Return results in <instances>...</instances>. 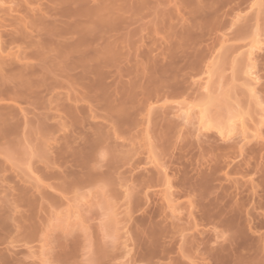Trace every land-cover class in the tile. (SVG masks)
I'll use <instances>...</instances> for the list:
<instances>
[{
    "label": "rangeland",
    "instance_id": "374dc122",
    "mask_svg": "<svg viewBox=\"0 0 264 264\" xmlns=\"http://www.w3.org/2000/svg\"><path fill=\"white\" fill-rule=\"evenodd\" d=\"M254 1L12 0L11 4V0H0V39L2 41L0 42V48L2 47L0 50V84L4 87L0 86V91L2 88L3 92H5L6 88L11 90L12 87L16 90H21L28 86L27 83L24 85L25 81L28 80L27 77L34 78L33 80L37 81V77L41 78L44 75H46L44 78H47V81L53 85L50 88L51 92L45 90L37 99L35 98V106L34 104L23 102V99L19 103H17L18 101L14 102L12 98L7 99L8 90L5 95L4 93L0 94V114L7 110L8 106L14 107V104L16 110L11 107L15 110H12L13 114L16 112L14 116L17 115L22 121L24 120L22 118L23 114L27 115L28 118L27 116L24 117L25 120L26 118L28 120H26V123L30 122V125L29 123L28 125L24 123L25 127L20 123L18 124L17 131H21L22 134L18 132L19 135H15L14 139L18 142V145L14 148L12 147L13 149H6L7 145L4 144V140L3 143H0V216L4 218L5 222V225L2 228L0 227V254H9L11 255H8L10 259H20V262L24 260L23 263L25 262V264H152V262L154 264H158V262L159 264H170L174 263V261V264H196L200 261L199 251L195 249L190 251L179 249L185 239L187 241L190 238L200 240L201 237H204L209 245L212 243V247H219L220 244L221 246H227V243L229 245L227 240L229 236L215 237L210 235L195 236V238H193L194 236H188V234L194 233L195 228L193 229L190 225L191 222L187 224V218L184 219L183 215L186 216V210L178 207V210L175 209L178 213L173 209V215L180 217V220H175L177 217L173 219L172 215V220L174 221L172 222L178 221V225H181V227L183 225V228L187 226L185 229L188 228V230L186 232L185 230L182 231L186 236H183L178 231L176 234L175 232L173 233L175 235L171 236L172 238H169L171 233L167 234V230H163V233H165L164 237H159L160 234H158L156 236L158 239L155 241L157 244H161L164 239V244L162 242L163 245L161 244V247L160 244L159 247L157 246L155 253L147 262L144 259L146 256L144 254L148 252L147 250L146 253L144 251L147 244L145 245L144 243L149 242V240L145 242V234L140 236V229L142 232L144 228L147 230L146 227L159 220L161 216L168 218L163 223L166 227L165 229L170 225L169 219H171L172 210L169 209L171 207L166 205L162 197L161 192L167 187L166 184L164 185V175L162 176V174L166 172L172 180L180 179L187 174L186 178L190 177L192 180L196 178V174L199 175V172L202 174L209 171L214 162L213 158L219 153V151L215 152V146L224 145L225 143L233 146L228 159L234 158L233 161L236 162L241 161L247 155V150L244 147L248 148L249 145H253L259 150L256 156L254 155L255 159L251 160V165H253V162L259 163L257 164L258 167H256V169H259L257 170L258 173L253 174L255 172L254 168L238 174L229 172L227 174L228 177H226L227 180L224 181L222 179L220 183L228 186L226 194L231 193L230 195L234 201L238 199L237 202L245 201V207L250 209L253 215L255 214L254 217H256V214L262 213L263 208L260 209L258 208L259 206H256L258 198H260V201L264 199L262 198L263 194H261L264 192L263 188L261 189L263 186L260 183L262 177H259V175L264 174L262 173L264 171V138L261 137V135L264 136V122L261 126L263 127V133L260 134V138H258L259 136L254 137V126L260 120L259 108L254 101L255 99L252 100L253 97L250 99L248 92H246L247 86L244 85L246 84L244 82L246 76L243 74L247 45L249 46L252 38L254 40L258 35L261 40L259 43L260 48L256 50L257 53L255 52L253 60H255L254 70L259 78V84L257 83L256 86L257 98L261 100L260 102L263 104L261 106L264 108V45H260L263 44L262 41L264 40V0L255 1L257 6H259L257 2L259 1L261 5L259 7H255L256 4L253 5ZM82 38H87V40L89 38L90 41L87 47H85L87 40ZM80 40L82 42L85 41V43L83 45L79 43V46H77ZM76 47L81 48L82 52L80 53V49H77L79 50L77 51ZM19 51L23 53L20 54V60L16 58L18 57L16 53L18 52V55ZM82 53L85 55H83V59H86L87 65H90L89 68L86 67L88 71L89 69L91 72L92 69L93 72L99 71L101 68V72H99V74L101 73L100 78L103 74L105 75V73L102 74V70L104 72L108 70L105 75L107 78L104 75L103 77L106 79L102 78L105 81L99 80L101 84L97 82V73L93 75L97 76L96 78L94 77L97 85L99 84L97 90L102 92L105 98L112 100L114 103H111L114 105L112 109L111 105L110 108L101 105H98V107L89 106V104L83 105L85 107L81 108L83 112V115L81 114L82 118H80V115L78 119L81 120L79 123L74 124L76 125L75 131H78L79 135L76 134L77 132L72 131L73 128L64 129L63 127L67 131L68 138L70 136L77 137L75 140L78 141L76 144L75 140L73 141L74 143L72 142L73 144L69 148L68 154L75 151L78 152V148L81 149L83 146L81 144L83 141H86V144L89 143L85 136H88L90 140L93 139L92 136L94 137V135L92 133L94 132L93 127L95 124L98 125L99 129L94 137L95 139L92 140V144H94L93 151L90 157L87 158L89 162L87 167L90 169L92 166L93 169L95 168L92 171L95 173L97 170V173H95L94 177H91V180L88 177L89 179L79 187L61 194L48 188L47 184L53 182L52 180L37 178L38 173L34 172L33 168L36 164H41L44 157L41 152L53 156L54 153H51V148L54 149L53 147L57 143V146L63 143L60 139L57 142L55 138L58 139L62 135L66 136L64 134L66 131L64 132L61 127H58L56 131L57 124L59 126L58 122L62 121L59 120V113H55L54 109L53 111L48 107L54 105V102L50 104V101L57 99L58 92V96L63 98V101L66 95L71 93L69 91L71 88L69 89L68 86L76 80V75H74L75 79H73V74V77L60 75L61 65L65 62L67 65V62L71 63L77 58L79 61L77 60L78 62L76 63H85V60L81 61L83 59L79 58ZM63 54L65 58H63ZM24 63L26 68L22 67ZM103 63L108 65L105 64L106 67H102ZM212 63L213 65H211ZM27 64H29V67L33 66V69L31 67L29 69ZM206 65H210L211 77H209V84L206 85V89H203L205 78H207L206 73H204ZM20 66L19 71L18 68ZM33 70L39 73L31 76L30 74L32 73L30 71ZM80 70H82L81 73L85 74L84 69L81 68L75 71L78 72ZM24 73L26 76H24ZM78 73L77 75H79ZM90 75L92 76V73ZM31 78L28 81L29 83L33 82H30ZM44 78L40 80H44ZM88 78L86 76L83 81L92 80L93 76L91 79ZM104 83H106V86ZM18 85H20V88L17 87ZM147 91L150 94L154 92L152 97ZM97 92L93 93V95L100 94ZM53 93L54 95L51 97ZM79 93L80 91H76V94ZM59 97L58 100H60ZM213 97H215L216 102H213L210 107L208 103L214 101ZM63 101L61 100L62 103H64ZM149 102L150 107L153 106L152 108L154 109L153 113L150 112L148 116L150 119L147 117ZM137 103H140L142 109L139 110L140 112H133L134 109L132 110V108L134 106L132 107L131 105H136ZM182 103H186V105L188 103L192 106L189 110H193L191 111L192 113L190 112L192 116H188V119H185V115L182 114L183 111H177V106H185ZM204 105L206 107L209 106L208 113L210 112L209 115L211 114V116L208 115L209 118L214 117L215 114L217 115H215V118L221 116L218 115L220 111L222 113L221 117L224 119L225 117L228 119V116L230 117L232 114L236 115V117L231 116L230 119H238L239 117L237 118V116L241 115L247 126L246 138L239 134L240 131L237 129V133L235 134L236 131L234 132L233 130L232 135L230 133L228 135L230 138L225 139L224 142L216 133L218 132L217 127L210 126L208 130L205 127L199 129L201 125L198 124V115H195V113L201 107L204 108ZM213 105H216L218 109L221 108L220 111H217V108ZM122 106H124L125 110L127 108L128 114L125 115V119L120 121L121 118L119 120L118 111L124 109ZM222 108L224 111H222ZM226 108L230 115L226 113ZM21 109L24 112L22 117L20 115L21 112L20 114L18 112ZM53 113L57 114V116L53 115ZM42 114L43 117L47 116V119H49L47 120L49 125L54 124L56 126L53 125L55 132L52 130L53 134L51 132L49 137L46 136L49 138H47V142L45 141L44 144L41 143L40 145L43 137L39 135L38 129H36L37 123L35 119L38 116L41 117ZM51 114L55 117L52 116L51 118ZM17 116L16 120L18 119ZM220 118L218 119L221 121ZM19 119L18 121H20ZM225 121L221 122L226 123ZM154 122L156 125H154ZM167 124L170 127L169 131L165 129ZM59 128L62 129V134ZM80 131H82V135ZM157 132H162V136H158L159 139L156 137ZM85 133L86 135L84 136ZM251 134L253 137H251ZM255 140L257 141L256 143ZM69 141L71 140L69 139ZM208 146H210L209 149ZM241 146L242 148H240ZM4 148L8 151L7 153L4 152ZM212 150H214L213 153L215 155ZM82 151L84 157L87 154L86 148L81 150V153ZM259 154L263 155V157H260ZM41 155L43 156L42 158ZM80 156L82 154L78 155V157ZM67 157L69 158L70 155H67ZM111 157H115L116 161L113 163V168L109 169V175L106 174L108 176L105 175V177L103 172H107ZM80 161L82 160L80 159ZM70 164L71 161L64 163L61 168L59 167V170H68L69 168V170H76V173H80V171H77L78 167ZM162 169L164 170L162 171ZM224 170L219 172L220 175L221 173L223 175ZM89 171L92 172L91 169ZM138 172L144 177L149 175L151 178L153 176L154 179L155 177L157 179L161 178L162 181H158L159 183L155 182L154 184L157 183L156 185L152 182L153 186L151 185V188H144L147 190L145 195L143 194L145 193L144 189L141 190V193L136 183H133L132 177L137 176ZM152 173H155L156 176L152 175ZM97 174H101L102 181L100 180L101 178H99L100 181L96 180ZM82 177L84 179L85 175ZM197 178L199 177L197 176ZM250 178L252 182H250ZM36 185L38 187L42 185L43 190L47 193L50 192V195L53 193L56 199L58 198L56 204L50 205L49 203L48 205L47 200L42 201L40 197L43 191H40L41 188L38 189ZM19 186L21 188L27 186L23 190L26 189L25 191L29 195L28 199L38 200L39 203L36 202L37 204L35 203L34 206H32L34 200L31 203L33 209L31 208L30 210V205L27 208L24 207L26 204L14 206L13 202H10L13 201L17 194L19 196L20 191L19 193L15 191V188L17 190ZM236 186L237 189L235 188ZM238 187H240V190ZM215 189L212 192L218 193L220 191V189H218L219 191ZM254 189L256 190V195L254 194ZM160 190L161 192L158 193ZM239 191L244 193V195L242 194L243 198H239V195L234 196ZM251 192L252 194L250 195ZM246 193L247 196L245 195ZM133 196L135 198L138 196V198L134 204H131L130 200L134 198ZM189 196H179L180 198H177L175 202L181 203L194 198L191 195ZM211 196L212 194H210ZM138 199H142V202H139ZM152 199L153 201L151 202ZM226 199L232 200L230 198ZM134 205L135 207H133ZM19 211L23 215L24 212L25 215L28 213L31 215L30 218L26 216L29 221L24 222V225H30L31 229L21 227L22 225L18 221L21 216ZM30 212L33 213L31 214ZM157 215H159L158 218ZM20 218L22 219V217ZM24 218L23 221H25ZM258 218L262 219V216H258ZM150 220L153 222H150ZM181 220L182 223L180 222ZM143 221L145 226L142 223ZM185 222L187 225L184 224ZM18 224L20 227H18ZM204 227L205 229L207 228L206 224ZM262 227H258L254 232H249L251 235L245 236L243 238L245 239L244 241L242 239L243 246L237 247L239 249L237 250L238 259L235 257V260L240 261L237 263L264 264V226ZM196 229L198 228L196 227ZM202 229L204 228L202 227ZM32 230L33 232L30 236L25 234V231ZM216 230L220 232L218 228ZM245 232H248V229ZM253 233L256 235L252 236ZM167 235L168 237H166ZM137 237L140 238L144 245L140 243ZM151 240L152 238L149 243L150 250L155 245V243L152 245ZM140 244L142 245L140 246ZM149 245L146 246V249L149 248ZM157 249L160 251L166 250L164 251L165 253L161 251L163 253L161 254ZM135 252L139 254L141 252L143 255L141 256L142 259L140 258L139 260L138 257L141 254H137V259L135 258L133 262L131 255H134ZM239 254L241 256L240 259ZM195 261L196 263H194ZM227 261L230 264L231 260L228 259ZM225 264H228L226 260Z\"/></svg>",
    "mask_w": 264,
    "mask_h": 264
},
{
    "label": "bare ground",
    "instance_id": "6f19581e",
    "mask_svg": "<svg viewBox=\"0 0 264 264\" xmlns=\"http://www.w3.org/2000/svg\"><path fill=\"white\" fill-rule=\"evenodd\" d=\"M7 1H9V0H7ZM256 1V0H255ZM253 2V5L254 4H256V2ZM260 1V0H259ZM259 1H257L258 2V4H259V6H261L260 5V3H259ZM183 2V1H182ZM11 4H12V0H11V2H10ZM2 4V3H1ZM262 4V3H261ZM2 6V5H1ZM8 6H9V4H8ZM252 6V5H251ZM250 6V7H251ZM257 6V4L255 5V7ZM259 6H257V7H259ZM1 8V7H0ZM195 9V8H194ZM194 11V10H193ZM197 11V10H196ZM191 12V11H190ZM195 12V11H194ZM193 12V13H194ZM193 25V24H192ZM106 26V25H105ZM104 27V26H103ZM106 28H108L107 26H106ZM263 32V31H262ZM263 35H264V33H263ZM0 37H1V35H0ZM257 37H259L258 35L255 37V39L253 40V38H252V41H251V43H250V45L248 46L247 45V50H246V58H245V60H246V62L244 63L245 64V69L243 70V74L246 76V80H244V82L246 83V84H244L245 86H247V91L246 92H248V96L250 97V99L252 98V100H254L255 101V103L258 105V108H259V116H260V120H258V122L255 124V126H254V131H255V134H253L254 135V137L255 136H259L258 138H260V134H262L263 133V127H261L262 125H263V122H264V108L261 106V105H263V104H261V100H258L259 98H257V93H256V86H257V83L259 82V78H258V75H256V73H255V70H254V66H255V63H254V61L255 60H253V57H254V55H255V52H256V50H258L260 47H259V43L261 42V40H260V37L259 38H257ZM83 40L85 39V40H87V38H82ZM81 39V40H82ZM263 39H264V37H263ZM262 39V40H263ZM80 40V41H81ZM78 42L77 43V46H79V43H81L82 45L85 43V41H81V42ZM89 38H88V40L86 41L87 43H86V46L85 47H87L88 45L87 44H89ZM0 42H2L1 41V39H0ZM262 43L263 44H260V45H264V40L262 41ZM75 47V46H74ZM80 47H82V46H80ZM84 47V46H83ZM261 47H263V46H261ZM2 48V47H1ZM1 48H0V50H1ZM77 49H80V53L82 52L81 51V48H79V47H76V50ZM74 50H75V48H74ZM77 51H79V50H77ZM76 51V52H77ZM16 52V51H15ZM21 52H22V50H21ZM20 51H19V54L17 55V53H16V56H18V57H16V56H14V57H16V58H18L19 60H20V54H23V53H21ZM212 52V51H211ZM257 53V52H256ZM8 54V53H7ZM6 54V55H7ZM26 54V53H25ZM29 54V53H28ZM211 54V53H210ZM4 55V54H3ZM64 55V54H63ZM83 53L81 54V56H79V58L80 59H83L84 57H83ZM213 55V54H212ZM12 56V55H11ZM61 56V55H60ZM85 56V55H84ZM25 57V56H24ZM63 58H65V55L63 56ZM13 59V58H12ZM22 59V58H21ZM76 59V58H75ZM79 61V59L77 58L75 61H73V62H67V65H66V62L63 64L62 63V65H61V69H60V75H62L63 74V76L64 75H69V77H71L72 76V74H73V76L74 75H76V80H74L73 82H71L69 85L70 86H68V88L70 89L71 88V90H69V91H71V93H68L67 95H66V97L64 98V101H63V98H60L59 96H58V94H59V92H58V94L57 93H55V94H57V99H55V100H53V101H50V104L52 103V102H54V105L52 106V107H48V108H50V110H53L55 113L56 112H58L59 114H58V117L60 118L59 120H62L61 122H58L59 123V126H58V124H57V126L56 125H54V124H48V122H47V120H49V119H47V116H44L43 117V114H42V118L40 117V116H38V118L37 119H35L36 120V123H37V128L36 129H38L37 131L39 132V135H41V137H43V139H44V142H43V139H41V142H40V145H41V143L42 144H44L45 143V141L47 142V140L49 139L48 137H49V135H51V132H52V134H53V131L55 130V129H53V125L54 126H56V131L58 130V127H61L62 129H63V127H64V129L65 128H68V129H70V128H73V130L72 131H75V126L76 125H74V124H77V122L79 123V121L81 120H79L78 118L80 117V115L82 114L83 115V112H82V110H81V108H84L83 107V105H88L89 104V106H96V107H98V105H101V106H105V107H111V109L113 108V105H112V103H114V102H112V100H110V99H108V98H105L103 95H102V92H99L98 90H97V86L99 85H97V82H99V80H101L102 78H104V79H106L107 77L105 76L108 72V70H105V72L102 70V74L103 73H105V77H103V75H102V77H100L99 78V76H101V73L99 74V72H101V68H100V70L99 71H97L96 70V68H95V70L96 71H94L93 72V69H92V72L90 71V69H89V71L87 70L89 67H90V65H87L88 63H86L87 61H86V59H83V60H81V61H84L85 60V63L84 62H80L79 64L78 63H76V62H78ZM214 60V59H213ZM75 62V63H74ZM26 63V62H25ZM25 63L22 65V67L24 68H26V66H25ZM28 63V62H27ZM106 63H103V65H102V67H106V65H108V64H106ZM28 65V67H29V64H27ZM64 65V66H63ZM211 65H213V63L211 64ZM209 66V67H208ZM206 65V68H205V72L204 73H206V75H207V78H205L206 80H205V82H204V87H203V89H206V85L207 84H209V77H211V75H210V70L209 69H211L210 68V65ZM28 67H27V69H28ZM31 67V66H30ZM30 67H29V69H30ZM81 68V69H84L83 71L85 72V74H83V73H81L82 72V70H80V71H78V72H80V73H78L77 71H75V70H78V68ZM86 67H88L87 69H86ZM18 68V67H17ZM20 68H21V66L18 68V70L20 71ZM31 69H33V66L31 67ZM22 70V69H21ZM24 70V69H23ZM26 70V69H25ZM17 71V70H16ZM76 72V74H74L75 72ZM204 71V70H203ZM244 71H245V73H244ZM32 74H30L31 76L32 75H34L35 73H37L36 71L34 72V70L33 71H30ZM71 72H74V73H71ZM87 72V73H86ZM20 73V72H19ZM39 73V72H38ZM37 73V74H38ZM77 73L79 74V75H77ZM92 73V76H93V78H92V76L90 77L89 76V74H91ZM97 73V76H94L95 74ZM36 74V75H37ZM88 74V75H87ZM94 74V75H93ZM29 75V74H28ZM29 75V76H30ZM23 76V75H22ZM24 76H26V74L24 73ZM45 77H46V75H44ZM44 76H42L41 78L40 77H37V81H35V80H33L34 78H31V77H27L28 78V80H26L25 81V83H24V85H26V83H27V85L28 86H25L23 89H19V90H16L14 87H12V89H14V90H10V89H8V88H6V90H5V92H3V90H2V88H1V91H0V94H2V93H4V95H5V93H7V90H8V95H7V99H9V98H12L13 99V101L14 102H17V103H19L20 101H22V99H23V102H28L29 104H34V106H35V100L41 95V93H43V91L45 92V90L47 91V92H51V87H53V85H52V83H50V82H48L47 81V78H44ZM72 76V77H73ZM87 76V78L89 77L90 79L92 78V80H89V81H83V79L85 78ZM65 77V76H64ZM94 77L96 78H98V81L96 82L95 81V79H94ZM31 78V80H30V82L31 81H33V82H31V83H29L28 81H29V79ZM38 78H39V80H38ZM44 78V80H40V79H43ZM88 78V79H89ZM46 79V80H45ZM73 79H75V76L73 77ZM94 79V80H93ZM102 81L104 82L105 80H103L102 79ZM101 81V82H102ZM24 82V81H23ZM22 82V83H23ZM102 82V83H103ZM22 83H21V85H22ZM100 83V82H99ZM101 84V83H100ZM105 84V86H106V83H104ZM259 84V83H258ZM72 85V86H71ZM203 85H200V86H203ZM0 86L1 87H3L2 86V84H0ZM17 87H19L20 88V85H18ZM16 87V88H17ZM104 87V86H103ZM107 87H108V85H107ZM4 88V87H3ZM156 89V88H155ZM257 89H258V87H257ZM12 91V93H10ZM73 91V92H72ZM76 91H80V93L79 94H76ZM98 91V92H97ZM149 91H150V89H149ZM149 91H147L148 93H149ZM258 91V90H257ZM95 92H97L99 95H93V93H95ZM152 92V91H151ZM157 92V91H156ZM155 92V93H156ZM129 93V92H128ZM153 94H154V92H152ZM152 93L150 94L149 93V95H151V97H152ZM259 93V92H258ZM104 94V93H103ZM157 94V93H156ZM155 94V95H156ZM222 94V93H221ZM53 95H54V93L51 95V97H53ZM64 95V96H65ZM146 95V94H145ZM225 95V94H224ZM1 96V95H0ZM158 96V95H157ZM156 96V97H157ZM50 97V98H51ZM58 97H59V99L60 100H58ZM63 97V96H62ZM150 97V96H149ZM2 98V97H1ZM36 98V99H35ZM49 98V99H50ZM208 98H211V97H208ZM225 98V97H224ZM31 99H33V101H31ZM213 99H214V101H212L211 102V100H210V102L211 103H208L209 105H210V107L212 106V104H213V102H216V100H215V97H213ZM219 99V98H218ZM218 99H217V101H218ZM261 99V98H260ZM61 100L65 103L66 101V104H64V103H62L61 102ZM142 100L144 101V99L142 98ZM3 101H4V99H3ZM2 101V102H3ZM69 101H72V102H69ZM142 101V102H143ZM148 101H149V99H148ZM224 101V100H223ZM5 102V101H4ZM3 102V103H4ZM8 102V101H7ZM60 102V103H59ZM112 102V103H111ZM207 102H208V100H207ZM6 103V102H5ZM70 103H72V104H70ZM82 103H84V104H82ZM85 103H87V104H85ZM123 103H125V102H123ZM145 103V102H144ZM152 103V102H151ZM16 104V103H15ZM181 104V103H180ZM182 104H184V103H182ZM207 104V103H206ZM216 104V103H215ZM217 104H218V106H219V103L217 102ZM221 104V103H220ZM225 104V103H224ZM17 105H19V104H17ZM111 105V106H110ZM185 106H177L176 108H177V111H180V112H182V114L183 115H185V119H188V116H192L191 114H190V112L191 111H193V110H191V111H189L191 108H192V106H190L188 103H187V105H186V103L184 104ZM202 105V104H201ZM1 106H2V103H1ZM3 106H5V105H3ZM13 106L14 107H12V106H8V109L7 110H4V112L2 113V114H0V143H3V140H4V144L5 145H7V147H6V149L8 148V150H10V149H13L15 146H17L18 145V142L17 141H15V135H19V133L18 132H21V131H17V128H18V124L20 123L21 125H23L24 123L26 124V125H28V123H29V125H30V122H28V123H26V120H27V118H28V116L27 115H24L23 113V109H21V111L19 110L18 112H19V114H20V112H21V117H22V114H23V119L24 120H22L23 121V123H22V121H21V119H19V117L17 116V118L20 120V121H18V119L16 120V116H14V114H16V112H14V114H13V111H15L16 110V108H15V105L13 104ZM115 106L117 107V105L115 104ZM115 106H114V108H115ZM133 108H132V110H133V112H135V111H139V110H141L142 108H141V105H140V103H137L136 105H131ZM187 106V107H186ZM198 106V105H197ZM196 106V107H197ZM215 108H217L216 107V105H213ZM15 108V110L14 109H12V108ZM153 107V106H152ZM152 107H150V102H149V107H147V112H148V115H147V117L150 115V112H152L154 109L152 108ZM174 108H175V106H173ZM199 107H200V105H199ZM225 107V106H224ZM223 107V108H224ZM122 108H124V106H122ZM202 108V109H201ZM199 110H197V113H195V115H198V124H200L201 125V127L199 128V129H201L202 127L204 128H206L207 130H208V128L210 127V126H215V127H217V131L218 132H216V133H218L217 135H219L220 136V138L222 139V140H224V142H225V139L227 140V139H229L230 138V136H228L229 135V133H230V135H232V131L234 130V132H235V134L237 133V129L240 131L239 132V134H242L243 136H244V138H246V136H247V134L245 135V133H246V124H245V120H243L244 118L243 117H241V115H239V116H237V118L238 119H235V118H231L230 119V117L231 116H235L236 117V115H233L232 113V115L229 117L228 116V119H227V117H225V119L224 118H222L221 116H222V113H221V111H220V109L221 108H217L216 110L217 111H220V113L218 114V115H221V116H219V117H216L215 118V115H214V113H213V115H214V117H211V118H209V116H211V114L209 115V113H208V111H209V106L208 107H206V105H204V108H206L207 109V111H206V109H204L203 107H201ZM214 108V109H215ZM222 108V111H224V109ZM3 109H5L4 107H3ZM25 109H27V108H25ZM156 109V108H155ZM179 109V110H178ZM197 109H198V107H197ZM13 110V111H12ZM92 111V110H91ZM35 112V111H34ZM140 112V111H139ZM179 112V113H180ZM196 112V111H195ZM207 112V113H206ZM214 112L216 113V111L214 110ZM153 113V112H152ZM163 113V112H162ZM192 113V112H191ZM226 113L228 114L229 112L227 111V108H226ZM225 113V114H226ZM18 114V115H19ZM34 114V113H33ZM38 114V113H37ZM47 114V113H46ZM45 114V115H46ZM128 114V112H127V108H126V110H125V108L124 109H122V110H119L118 111V116H119V120H120V118H121V120L120 121H122L123 119H125L126 118V116L125 115H127ZM35 115H36V113H35ZM34 115V116H35ZM48 115V114H47ZM50 115V114H49ZM53 115H55L54 113H53ZM52 114H51V118H52V116H53ZM82 115H81V117L80 118H82ZM157 115V114H156ZM159 115V114H158ZM161 115V114H160ZM209 115V116H208ZM212 115V116H213ZM229 115H230V113H229ZM27 116V118H26V120H25V118L24 117H26ZM55 116H57V114L55 115ZM55 116H53V117H55ZM118 116H117V118H118ZM125 116V117H124ZM164 116V115H163ZM217 116V115H216ZM57 117V118H58ZM162 117V116H161ZM196 118H197V116H195ZM221 117V118H220ZM50 118V117H49ZM149 118V117H148ZM160 118V117H159ZM179 118H181V117H179ZM190 118V117H189ZM218 118H220L221 119V121L223 122V120H226L225 122L226 123H222ZM242 118V119H241ZM150 119V118H149ZM152 119V118H151ZM162 119V118H161ZM223 119V120H222ZM235 119V120H234ZM37 120H38V122H37ZM45 120H46V122H45ZM77 120V121H76ZM25 121V122H24ZM28 121V120H27ZM150 121V120H149ZM155 121V120H154ZM166 122H168V121H166ZM158 123V122H157ZM56 124V123H55ZM172 124V123H171ZM223 124V125H222ZM154 125H156L155 124V122H154ZM24 126V125H23ZM68 126H70V127H68ZM74 126V127H73ZM169 126H170V122H169ZM168 126V124H167V126L165 127V129H167L168 131H169V127ZM25 127V126H24ZM61 128H59V131L61 130V134H62V129ZM202 128V129H203ZM63 129V130H64ZM98 129H99V127H98V125L97 124H95L94 125V127H93V130H94V132L92 133L93 135H94V137L97 135V133H98ZM161 129V128H160ZM164 129V130H165ZM53 130V131H52ZM171 130H172V128H171ZM170 130V131H171ZM17 131V132H16ZM66 130H64V132H65ZM71 131V132H72ZM156 131H157V129H156ZM159 131V130H158ZM161 131V130H160ZM37 132V133H38ZM55 132V131H54ZM69 132H70V130H69ZM75 132H77L76 134H78L79 135V133H78V131H75ZM234 132H233V134H234ZM82 133V131H80V134ZM158 133L159 132H157V135H156V137H157V139H159V137L158 136H160L161 134H162V132L161 133H159V135H158ZM21 134H22V132H21ZM25 134V133H24ZM66 136H64V135H62V136H60V138L58 137V139L57 138H55L56 140H57V142H59L58 140L60 139V140H62L61 142H63V143H60L58 146H57V144H56V146H54L53 148L54 149H52L51 148V146H50V148H51V153H54L53 154V156H51V155H47V154H45V153H43V152H41L42 154H43V156L41 155V158L43 159L42 160V162H41V164H39V165H35L34 166V172H36V173H38V176H37V178L39 177L40 179H49V180H52L53 182H51V183H49V184H47V186H48V188H50V189H52V190H54V191H58V192H60L61 194H63L64 192H66V191H70V190H72V189H74V188H77V187H79L83 182H86L89 178V180H91L92 178V176L94 177V175H95V173H97V170L95 171V173L93 172L94 171V169H93V167L91 166V171L92 172H90L89 170V168L87 167L88 165H89V162H88V160H87V158H89L90 157V155H91V153H92V151H93V148H94V144H92V140H94L95 138L92 136V138L93 139H91L90 140V138L88 137V136H85L86 135V133L84 134V136L85 137H87L86 139L88 140V142L89 143H87L86 144V141H83V143H81V144H83V146L81 147V149L80 148H78L79 149V151L78 152H71L70 154H68L69 152V148H71V145L74 143L73 141L77 138V137H73V136H70L69 138H68V135H67V131L64 133ZM165 134V133H164ZM73 135H75V134H73ZM77 135V136H78ZM82 135V134H81ZM87 135H88V133H87ZM241 135V136H242ZM12 136H14L13 138H12ZM46 136H48V137H46ZM162 136V135H161ZM243 136H242V139H243ZM17 137V136H16ZM45 137V138H44ZM79 137V136H78ZM80 137H83V136H80ZM251 137H253L252 136V134H251ZM261 137L262 138H264V136H262L261 135ZM48 138V139H47ZM71 138H74V139H71ZM219 138V137H218ZM14 139V141H12ZM54 139V138H53ZM69 139L71 140V141H69ZM80 140V139H79ZM83 140H85L84 138H83ZM55 141V140H54ZM56 142V141H55ZM54 142V143H55ZM73 142V143H72ZM78 141H76L75 140V144L77 143ZM81 142H82V139H81ZM228 142V141H227ZM257 141L255 140V143H256ZM17 143V144H16ZM3 144V145H4ZM224 144V143H223ZM233 144V143H232ZM9 147H11V148H9ZM13 147V148H12ZM209 147L210 146H208V149H209ZM86 148V151H87V154L86 155H84V157H83V151H82V153H81V150H84ZM214 148V147H213ZM240 148H242V146L240 147ZM6 149L4 148V152H8V151H6ZM211 149V148H210ZM215 152H217V151H219V153L217 154V155H215L213 152H214V150H212V153L215 155V159L213 158V160H214V162H213V164L211 165V167L209 168V171H207V172H204V173H200L199 172V175L198 174H196L195 176H196V178H193L192 180H191V178L190 177H188V179L186 178V176H187V174H186V176L184 175L183 177H181L180 179H176V180H172L171 178H169L168 177V174L165 172L164 174H162V176H163V181H164V185L166 184L167 185V187H165V189L164 190H162V192H161V190L160 191H158V193L159 192H161L162 193V197H163V199H164V201H165V203H166V205L167 206H169V207H171V208H169V209H171L172 210V214H171V219H169L170 221V225L167 227V229H165L166 227H165V225L163 224L164 223V221L166 222V219H168V218H166V216H164V217H159V220H157L156 222H153L152 220H150V222H153L149 227H146L147 228V230H145V228H144V230H143V232L141 231V229H140V233H141V235H140V233H139V235L140 236H142V234H145V239H146V241H145V239H143V241H145V242H147V240H149V242H147V243H144L146 246H148L149 245V243H150V239L152 238V245L155 243V245L154 246H152V250H150V245H149V248L148 249H146V246H145V253H146V250L149 252H147L146 254H144V255H146L145 257H144V259H146V261L147 262H149V260H150V258L153 256V253H155V249L157 248V246L159 247V244L160 243H158L157 244V239L158 238H156V236L158 235V234H160L159 235V237L160 236H162V238L164 237L163 235L165 234V233H163L164 231H166V233L167 234H169V233H171V235L169 236V238L171 237V236H174L176 233H178V231H180L181 233H182V231L183 230H185V232H186V230H188V228L187 229H185V227H187V226H184V228H183V225H182V227H181V225L179 226L178 225V221L180 220V217L178 218V216H176V215H173L174 214V210L175 209H177L178 207H182L184 210H186V216L185 215H183L185 218L184 219H188V221H187V219H186V222H187V224H189V222H191L190 223V225L193 227V229L195 228V230H194V233H192V234H188V236H194L193 238H195V236H210V235H212V236H229L228 238H227V240H228V242H229V245H228V243H227V246L225 245H223V246H221V244H220V246L218 247H212L211 245H212V243H210V245L207 243L208 241H207V239L205 240V238L203 237H201L200 238V240L199 239H192V238H190V239H188V241H187V239H183L184 240V242H183V244H181V246L179 247V249H181V250H186V251H190V250H197V251H199L200 253H199V258H200V261L199 262H197L196 263V261L194 262V263H196V264H225V260H226V262L229 264V261H227L228 259L229 260H231V262H230V264H240V263H237V262H240V261H238V260H235L236 258L238 259V257H237V250H239V249H237V247L239 248L241 245H242V239L243 238H245V236H250L251 234H249V232L251 233V232H254V230L255 229H257L258 227H262V226H264V224H263V222L264 221H262V219H264V199L262 200V201H260V198H258V200H257V206L256 207H258V208H263V212L261 213H259L258 215L256 214V217H254V215L251 213V210L250 209H248V208H246L245 207V201L243 202V201H239V202H237L238 200H236V201H234L232 198L233 197H231V193L230 194H226L227 192V185L226 184H222V183H220V182H222L221 180L222 179H224V181L225 180H227V178L226 177H228L227 176V174L229 173V172H234V173H240V172H247V171H249V169L251 170V169H253V170H255V172H253V174L254 173H258V171L257 170H259V169H256V167H258L257 166V164H259V163H257V162H253V165H251V160L252 159H255V156H256V153L257 152H259V150H257V148H255V146H250L249 145V147L248 148H246V147H244V149H246L247 150V155H245V158L244 159H242L241 161H239V162H241V163H239L238 161L236 162V161H233L234 160V158H232V159H228L229 157H230V154H231V152H232V149H233V146L231 145V144H229V143H225L224 145H217V146H215ZM52 150H53V152H52ZM73 151V150H72ZM209 151V150H208ZM210 152V151H209ZM80 153V154H79ZM212 153H210V154H212ZM261 153V152H260ZM45 154V155H44ZM82 154V156H80V157H78V155H81ZM47 155V156H46ZM67 155H70V157L68 158L67 157ZM239 155V154H238ZM237 155V156H238ZM255 155V156H254ZM258 155V154H257ZM49 156V157H48ZM241 156V155H240ZM242 156H243V154H242ZM259 156L260 157H263V155H260L259 154ZM77 158V159H76ZM78 158H80L82 161H80V159H78ZM235 158H236V156H235ZM258 158V157H257ZM212 159V158H211ZM77 161V163H76V161ZM261 160V159H260ZM68 161H71V166H74V167H78V169H77V171H80V173H81V175H80V173H76L75 171L76 170H69V168H68V170H59V167L61 168V166L64 164V163H67ZM78 161H79V163H78ZM84 161H85V163H84ZM111 161V163H109V167L107 168L108 170H107V172L105 173V172H103V176H105L106 174H108L109 175V173H110V171H109V169H112L113 168V163H115V161H116V158L115 157H111L110 158V160H109V162ZM254 161H256V160H254ZM83 162V163H82ZM151 162H153L152 160H151ZM261 163V162H260ZM52 165V166H51ZM54 166V167H53ZM160 167H161V165H159ZM253 166V167H252ZM57 168V169H56ZM161 168H163V167H161ZM261 168V167H260ZM66 169H67V167H66ZM160 169V168H159ZM223 169H225L224 170V173H223V175H222V173H221V175H220V171H222ZM134 170V169H133ZM164 169H162V171H163ZM263 170V169H262ZM162 171H161V173H162ZM83 173V174H82ZM91 173H92V175H91ZM94 173V174H93ZM139 173V172H138ZM260 173V172H259ZM262 173H264V171L262 172ZM79 174V175H78ZM101 174H102V172H101ZM101 174H97L95 177H96V180L97 181H102L103 179L101 178ZM204 174V175H203ZM248 174V173H247ZM76 175H77V178H76ZM85 175V177H84V179H82L83 177L82 176H84ZM108 175H106V176H108ZM133 175H135V174H133ZM152 175H154V176H156L155 175V173H152ZM159 175V174H158ZM246 175V174H245ZM256 175V174H255ZM255 175H253V176H255ZM258 175V174H257ZM105 176V177H106ZM147 175H145V177H146ZM182 176V175H181ZM197 176L199 177V178H197ZM252 176V175H251ZM250 176V177H251ZM86 177H87V179H86ZM89 177V178H88ZM142 174H137V176H134V177H132V179H133V183L135 182L136 183V185H137V187L140 189L139 191L141 192V190H143L144 188L146 189L147 187H150L151 185H152V182H153V184L155 183V182H160V180L162 181V179L160 178H158L157 179V177H155V179H154V177L152 176V178H151V176H147L146 178H145ZM161 177V176H160ZM168 177V178H167ZM259 177H262V179L260 180V183H261V186H263V187H261V189L264 191V174H262L261 176L259 175ZM81 178V179H80ZM99 178H101L100 180H99ZM190 178V179H189ZM253 178V177H252ZM175 179V178H174ZM257 179H259V178H257ZM105 180V179H104ZM124 180V179H123ZM131 180V179H130ZM107 181V180H106ZM91 182V181H90ZM158 182V183H159ZM216 184H215V183ZM218 182V183H217ZM250 182H252V179L250 178ZM259 182V181H258ZM236 183V182H235ZM243 183H244V181H243ZM254 183H256V182H254ZM124 184H125V182H124ZM157 184V183H156ZM156 184H154V185H156ZM163 184V183H162ZM38 185V184H37ZM36 185V186H37ZM132 185V184H131ZM131 185H130V188H131ZM133 185H135V184H133ZM135 185V186H136ZM247 185H248V181H247ZM250 185H251V183H250ZM254 185H256V184H254ZM33 186V185H32ZM35 186V187H36ZM39 186V185H38ZM37 186V188L38 189H40V191L42 190L43 192H41V200L43 201V200H47L48 201V205H49V203H50V205L51 204H56V200L58 199H56V197L54 196V194L53 193H51L52 195H50V192H45L44 190H43V188H42V185H40L41 187H38ZM125 186H127V185H125ZM128 186H129V184H128ZM153 186V185H152ZM252 186H253V184H252ZM27 187V186H26ZM26 187H24V188H26ZM30 187V186H29ZM164 187V186H163ZM254 187V186H253ZM18 189L16 190V188H15V191L17 192V193H19V191H20V193H21V195H20V193H19V196H18V194L13 198V201H10V202H13V204H14V206H22L23 204H26L24 207H27L28 208V206L30 205V210H31V208L33 209V207L32 206H34L35 205V203L37 202V203H39L38 202V200L36 201V199H33L34 200V203H33V205L31 206V203L33 202V200L31 199H28L29 198V195H27V193H26V189L25 190H23L24 188H21V186H19V187H17ZM36 188V189H37ZM127 188V187H126ZM151 188V187H150ZM216 188V189H215ZM236 189H237V186L235 187ZM239 188V190H240V187H238ZM14 189V188H13ZM45 189V188H44ZM143 190V191H145V193H143V194H145L146 195V191L147 190ZM213 189H215V190H218V189H220V191L218 192V191H216V192H218V193H215V191H213L212 192V190ZM255 190V189H254ZM39 191V190H38ZM126 191H127V189H126ZM224 191V192H223ZM23 192V193H22ZM155 192H157V191H155ZM223 192V193H222ZM142 193V192H141ZM151 193H153V192H151ZM160 193V194H161ZM215 193V194H214ZM225 193V194H224ZM154 194V193H153ZM156 194V193H155ZM210 194H212V196L210 197ZM213 194H214V196H213ZM244 195V193L242 192V191H239L238 192V194H234V196H237V195H239V198H243V195ZM252 194V192L250 193V195ZM254 194L256 195V190H255V192H254ZM259 195H260V193H258ZM261 194H263L262 195V198H264V192L263 193H261ZM145 195H144V198H145ZM148 195H149V193H148ZM182 195H186V197L187 196H189V195H191V197H194V198H192V199H188V200H185V202H175L176 200H177V198H180L179 196H182ZM246 196H247V193L245 194ZM31 196V195H30ZM54 196V197H53ZM128 196V195H127ZM143 196V195H142ZM248 196H249V194H248ZM51 197V198H50ZM134 197V196H133ZM135 197H136V195H135ZM131 198V200H130V197H129V200H130V203L131 204H134L135 202H136V200H137V198H138V196H137V198ZM147 197V196H146ZM213 197V198H212ZM35 198V197H34ZM39 198V199H40ZM141 198V197H140ZM143 198V197H142ZM189 198H190V196H189ZM226 198H230V199H232L233 200V202H232V200H228V199H226ZM254 198V197H253ZM146 199H148V198H146ZM150 199V198H149ZM12 200V199H11ZM142 199H138V201L139 202H142L141 201ZM40 201V200H39ZM153 201V199L151 200V202ZM9 202V203H10ZM139 202H138V204H139ZM143 202H144V200H143ZM147 202H150V201H147ZM36 203V204H37ZM130 203H129V205H130ZM144 204V203H143ZM183 204V205H182ZM184 204H186V205H184ZM137 205V204H136ZM182 205V206H181ZM184 206V207H183ZM133 207H135V205L133 206ZM174 209V210H173ZM180 209V208H179ZM178 210V209H177ZM21 211V210H20ZM19 211V214L21 213ZM26 211V210H25ZM16 212V211H15ZM24 212V211H23ZM27 212V211H26ZM175 212H176V210H175ZM181 212V211H180ZM183 212V213H184ZM31 213V212H30ZM33 213V212H32ZM31 213V214H32ZM164 213V212H163ZM176 213H178V211L176 212ZM181 214H182V212H181ZM181 214H179L180 216H181ZM253 216H252V215ZM10 215H12V214H10ZM21 216L20 217H22V219L19 217V219L20 220H18L19 221V223L22 225L21 227L22 228H25V227H28L29 229H31V227H30V225H28V226H26V225H24L25 223L24 222H27V221H29V218L31 217V215H29V213L27 214V215H25V212H24V215H23V213H21L20 214ZM172 215H173V219H175L176 217H177V219H175V220H178V221H176L175 223H173L174 221L172 220ZM245 217V219H244V217ZM15 216V215H14ZM24 216H25V218H24ZM26 216L28 217L29 216V218H28V220H27V218H26ZM158 216L159 215H157V218H158ZM183 216H182V218H183ZM258 216L260 217V216H262V219L261 218H258ZM149 217H150V215H149ZM23 218H24V220L25 221H23ZM258 218V219H257ZM0 224H2L0 227L2 228L4 225H5V222H4V218L2 217L1 218V216H0ZM2 219H3V221H2ZM15 219H17L16 217H15ZM156 219V218H155ZM191 219V220H190ZM241 219H242V221H241ZM243 219H244V221H243ZM190 220V221H189ZM239 220V221H238ZM23 221V222H22ZM173 221V222H172ZM240 221H241V223H240ZM169 222H168V224H169ZM181 223H182V220L180 221ZM186 222L184 223V224H186ZM238 222H239V224H238ZM244 222H246V223H244ZM143 223V225L145 226V224H144V221L142 222ZM161 223H162V225H161ZM177 223V224H176ZM147 224H148V222H147ZM180 224V223H179ZM186 224V225H187ZM205 224H206V229H205ZM241 224V225H240ZM244 224V225H243ZM19 225V224H18ZM202 226L204 229H202V227H200V226ZM204 225V226H203ZM207 225H210V226H207ZM16 226V225H15ZM24 226V227H23ZM200 228H199V227ZM243 226V227H242ZM245 226H247V227H245ZM18 227H20V225L18 226ZM192 227H190L191 229H192ZM196 227L198 228V229H196ZM150 228V229H149ZM218 228V230L220 231V232H218L216 229ZM244 228H245V230L247 231V229H248V232H245V230H244ZM263 228V227H262ZM143 229V228H142ZM164 230V231H163ZM259 230V229H258ZM257 230V231H258ZM189 231H190V229H189ZM189 231H188V233H189ZM192 231V230H191ZM26 232V233H25ZM24 233L26 234V235H28V236H30L31 234H32V232H33V230L32 231H25ZM175 232V234L173 235V233ZM195 232H197L196 234H195ZM219 233V234H218ZM183 234V233H182ZM181 234V235H182ZM138 235V236H139ZM180 235V236H181ZM254 235V233L252 234V236ZM256 235V234H255ZM254 235V236H255ZM137 236V235H136ZM183 236H186L185 234H183ZM242 236H244V237H242ZM258 236V235H257ZM261 236V235H260ZM148 239H147V238ZM156 239H155V238ZM166 237H168V235L166 236ZM172 238V237H171ZM249 238V237H248ZM248 238H246V239H248ZM137 239L140 241V238H138L137 237ZM142 239V238H141ZM192 239V240H191ZM154 240V241H153ZM156 240V241H155ZM170 240V239H169ZM245 239H243V241H244ZM163 241H164V239H163ZM162 241V242H163ZM162 242H161V244H162ZM246 242H247V240H246ZM140 243H142L141 241H140ZM216 243H218V242H216ZM241 243V244H240ZM137 244H138V242H137ZM143 244V243H142ZM142 244H140V246L142 245ZM143 244V245H144ZM157 244V245H156ZM161 244H160V247H161ZM163 244H164V242H163ZM162 244V245H163ZM207 244V245H206ZM214 244H215V242H214ZM166 245H167V243H166ZM243 246V245H242ZM144 247V246H143ZM155 247V248H154ZM163 247V246H162ZM154 248V249H153ZM164 248V247H163ZM159 249V248H158ZM157 249V251H160V250H158ZM166 250V249H165ZM165 250H161L162 252H164ZM143 251V250H142ZM161 251H160V253H161ZM139 252V251H138ZM136 253L135 252V254L134 255H131L132 256V258H133V260H132V258H130L133 262L135 261V258H136V255L137 254H139V253ZM168 252H169V250H168ZM239 252V251H238ZM165 253V252H164ZM240 253V252H239ZM128 254H129V252H128ZM140 254H141V252H140ZM139 254V255H140ZM157 254V253H156ZM161 254H163V253H161ZM241 254V253H240ZM240 254L238 255L239 256V259L241 258V256H240ZM7 255V254H6ZM4 255V254H0V264H25V262L23 263V261L24 260H22V262H20L18 259H10V257L9 256H11V255ZM64 255V254H63ZM143 254H141L139 257H138V259L140 260V258L142 259V256ZM159 255V254H158ZM158 255H157V257H158ZM155 257V256H154ZM169 257V256H168ZM233 259H232V258ZM236 257V258H235ZM159 258V257H158ZM157 258V259H158ZM162 258H164V257H162ZM165 258H166V256H165ZM137 259V258H136ZM154 259V258H153ZM14 260H18V261H14ZM159 260V259H158ZM232 260H233V263H232ZM13 261V262H12ZM169 262H171V261H169ZM178 262V261H177ZM174 263H175V261H174ZM174 263H170V264H174ZM189 263V262H188ZM27 264V263H26ZM151 264V263H150ZM152 264H154V262H152ZM158 264H159V262H158ZM178 264V263H177ZM182 264H184V263H182ZM187 264V263H186ZM193 264V263H192Z\"/></svg>",
    "mask_w": 264,
    "mask_h": 264
}]
</instances>
